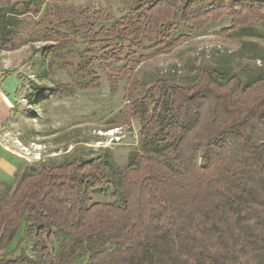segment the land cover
Here are the masks:
<instances>
[{
	"label": "trees",
	"instance_id": "obj_1",
	"mask_svg": "<svg viewBox=\"0 0 264 264\" xmlns=\"http://www.w3.org/2000/svg\"><path fill=\"white\" fill-rule=\"evenodd\" d=\"M41 6H0V51L17 47L20 16H37ZM124 7L118 18L86 6L45 7L37 69L40 80L72 69L81 89L100 85L96 66L112 88L126 78L123 117L138 120L141 151L119 172V201L94 199L110 183L100 157L22 172L8 195L0 191V264H264V73L252 82L203 63L190 82L147 83L128 66L145 41L156 48L179 41L178 26L200 31L228 16L253 36L249 25H264V0H124ZM74 37L84 45L76 60ZM69 91L33 84L32 96Z\"/></svg>",
	"mask_w": 264,
	"mask_h": 264
},
{
	"label": "rangeland",
	"instance_id": "obj_2",
	"mask_svg": "<svg viewBox=\"0 0 264 264\" xmlns=\"http://www.w3.org/2000/svg\"><path fill=\"white\" fill-rule=\"evenodd\" d=\"M20 1L0 0V6ZM39 1L42 6L37 16L30 13L20 16L22 24L17 47L0 51V91L9 101L8 107L0 113V191L8 195L22 172L38 169L42 163L100 157V166L110 183L106 189L94 191V199L119 201V172L129 165L133 154L141 151L138 120L123 117L126 78L112 88L96 66L95 70L101 76L100 85L81 89L77 83L82 78L72 69L54 68L50 77L43 80L38 78L37 69L39 50L44 44L40 20L45 7L86 6L118 18L127 12L124 0H67L64 4ZM249 26L253 28V36H247L246 30L232 28L228 16L209 23L200 31L178 26L172 32V38L181 36L179 41L165 48L152 47L151 41H145L128 66L133 72L138 71V77L147 83L159 76L190 82L194 69L203 63L225 65L253 82L264 73V25L252 22ZM74 39L69 48L74 54L72 60L78 59L77 53L84 47L78 37ZM123 64L124 61L115 65ZM32 83L67 84L71 91L65 95L34 98ZM21 233L22 226L5 251L16 246ZM61 240L53 242L54 251L58 250ZM21 247L27 254H33L30 243ZM85 260L86 256L81 262Z\"/></svg>",
	"mask_w": 264,
	"mask_h": 264
},
{
	"label": "crops",
	"instance_id": "obj_3",
	"mask_svg": "<svg viewBox=\"0 0 264 264\" xmlns=\"http://www.w3.org/2000/svg\"><path fill=\"white\" fill-rule=\"evenodd\" d=\"M6 102V104L4 103ZM9 101L5 98V96L2 94V92L0 91V113L3 112V110L8 107Z\"/></svg>",
	"mask_w": 264,
	"mask_h": 264
},
{
	"label": "bare ground",
	"instance_id": "obj_4",
	"mask_svg": "<svg viewBox=\"0 0 264 264\" xmlns=\"http://www.w3.org/2000/svg\"><path fill=\"white\" fill-rule=\"evenodd\" d=\"M111 133H112V132H109L108 134H111ZM108 134H107V135H108Z\"/></svg>",
	"mask_w": 264,
	"mask_h": 264
}]
</instances>
